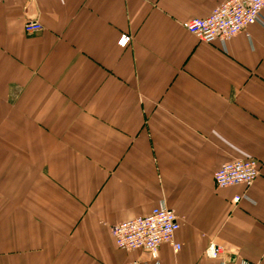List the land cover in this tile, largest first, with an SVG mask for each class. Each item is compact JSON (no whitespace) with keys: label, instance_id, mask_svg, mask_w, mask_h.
Wrapping results in <instances>:
<instances>
[{"label":"crops","instance_id":"0c3cea01","mask_svg":"<svg viewBox=\"0 0 264 264\" xmlns=\"http://www.w3.org/2000/svg\"><path fill=\"white\" fill-rule=\"evenodd\" d=\"M225 1H0V264H155L111 227L161 205L160 264H264V13L226 43L183 27ZM242 158L254 185L217 188Z\"/></svg>","mask_w":264,"mask_h":264},{"label":"built area","instance_id":"2783aa9c","mask_svg":"<svg viewBox=\"0 0 264 264\" xmlns=\"http://www.w3.org/2000/svg\"><path fill=\"white\" fill-rule=\"evenodd\" d=\"M262 13L264 0H226L209 17L188 21L183 27L203 43L212 44L217 41L226 43L235 39L249 26L262 21ZM25 31L31 35L40 33L43 26L37 21H32L26 24ZM130 42L131 37L125 35L119 44L126 47ZM259 176L258 162L242 158L227 160L213 178L217 188L227 189L240 185L250 187ZM241 200L242 197L237 196L233 203L237 205ZM181 227L182 221L175 211L161 205L145 216L113 225L111 234L120 249L128 252L146 251L155 264H160L158 260L160 247L170 245L175 252L182 250L183 245L176 239ZM222 252L221 247L211 243L206 254L211 259H217Z\"/></svg>","mask_w":264,"mask_h":264}]
</instances>
